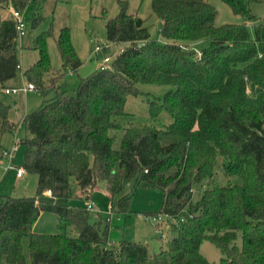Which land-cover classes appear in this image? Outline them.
<instances>
[{"label": "trees", "instance_id": "1", "mask_svg": "<svg viewBox=\"0 0 264 264\" xmlns=\"http://www.w3.org/2000/svg\"><path fill=\"white\" fill-rule=\"evenodd\" d=\"M1 1L23 9L30 0ZM221 1L242 21L214 24L208 0H150L159 41L119 0L104 30L108 42L123 46L107 68L78 78L69 91L59 88L61 73L44 80L51 71L50 32L35 36L38 57L22 75L34 91L52 96L21 120L28 136L16 144L23 147V171L37 177L36 189L29 197H0V264H210L199 252L202 240L219 250L216 264H264V21L250 9L257 0ZM15 40L14 20L0 16V88L18 66ZM200 42L197 59L193 45ZM55 45L61 69L74 73L81 62L67 27ZM139 83L171 87L148 101L149 116L165 111L169 123L116 120ZM7 112L0 102V134L14 129ZM111 131L120 132L117 148ZM216 169L222 184L214 182ZM100 183L115 214L128 213L135 188L158 189L161 206L153 214L176 219L175 235L157 251L145 242H110L108 217L71 204ZM202 183L192 201L193 186ZM41 211L55 214L57 232L32 231Z\"/></svg>", "mask_w": 264, "mask_h": 264}, {"label": "rangeland", "instance_id": "2", "mask_svg": "<svg viewBox=\"0 0 264 264\" xmlns=\"http://www.w3.org/2000/svg\"><path fill=\"white\" fill-rule=\"evenodd\" d=\"M119 0H30L23 8L24 35L16 37L15 54L18 60V66L14 76L4 83L5 86L22 87L25 78L22 73L32 63L37 60L38 53L33 48V39L42 31H49L50 35L45 38L47 53L49 56L51 71L44 76V80L57 78L58 74L62 76L58 81L59 88L70 90L74 88L78 78L85 77L92 73L101 63V57L109 56L111 59L121 49L123 45L113 44L106 40L104 22L105 19L115 15L118 12ZM125 2V10L129 13L144 18V24L148 29L151 39L159 40L160 20L153 14L150 8V0H121ZM215 8L216 14L214 24L224 22H241L242 17L234 13L230 7L221 0H208ZM12 5H7L4 1L0 2V16L8 17L11 14ZM252 13L258 20L264 21V0H257L250 4ZM33 17H36L35 24L32 23ZM67 27L71 44L81 64L74 73L63 71L61 61L56 49L55 38L59 29ZM249 35H252L251 24L247 23ZM204 42L194 44L193 49H199L204 46ZM102 47L100 57L93 54V46ZM109 65V63H108ZM137 94L127 95L123 105L122 116L116 120L122 124L130 122L134 125L151 124L154 127H161L171 121L170 116L165 111H160L155 118L148 114V101L152 99H161L163 94L171 87L167 85H156L139 83L136 85ZM52 96V92H47L42 96L37 91L31 90L26 93L17 92L5 94L0 88V102L8 107V118L14 123L11 132L0 134V151L12 150L13 163L22 167L23 147L16 144L17 139L28 136V132L23 124H20L23 115L36 109L41 101ZM16 132V134H15ZM115 138L112 142L113 148H117L120 132L111 131ZM37 177L33 173L24 172L21 178L14 175V171H6L0 165V197H29L35 194ZM73 180L70 184L74 187ZM214 182L223 183L220 172L216 169ZM203 183L194 185L192 188L191 200L194 201L197 195L203 189ZM130 184H127L123 193L129 192ZM87 200L92 202L94 209L89 211L92 215L108 217V239L113 244H117L121 239L133 242H145L149 250L157 251L159 245L165 240L175 235L173 225L178 221L174 218L161 216L160 220L152 219L153 213L158 212L161 206V192L156 188H135L132 191L128 213L115 214L109 213V197L100 183L91 192L90 197L82 200L74 198L72 205L85 208ZM32 231L38 233H55L56 216L52 212L41 211L31 227ZM239 245V236L236 239ZM22 251L24 257H27L26 239L22 240ZM199 252L206 258L210 264H216L221 256L219 250L209 241L202 240L199 244ZM27 261V258H26Z\"/></svg>", "mask_w": 264, "mask_h": 264}, {"label": "built area", "instance_id": "3", "mask_svg": "<svg viewBox=\"0 0 264 264\" xmlns=\"http://www.w3.org/2000/svg\"><path fill=\"white\" fill-rule=\"evenodd\" d=\"M11 18L14 20V27L16 31V37H21L24 35V19H23V9H12ZM196 52V58H199V52L194 49ZM92 52L95 56L100 57V54L103 52L102 47L95 45L92 48ZM101 63L98 64L99 69H105L108 67V63L111 61V57L109 56H102L101 57ZM34 90V87L31 83H26L22 87H6L3 89L4 93H17V92H27ZM0 165L4 167L6 171H14V175L17 178H21L24 171L22 167L16 166L13 163V158H12V150H5V151H0ZM45 194H49L48 191L45 192ZM85 209L87 211H92L94 209L92 202L90 200H87L85 204ZM163 215L161 214H155L152 216V219L154 220L155 218L160 220ZM165 217V216H164Z\"/></svg>", "mask_w": 264, "mask_h": 264}, {"label": "crops", "instance_id": "4", "mask_svg": "<svg viewBox=\"0 0 264 264\" xmlns=\"http://www.w3.org/2000/svg\"><path fill=\"white\" fill-rule=\"evenodd\" d=\"M159 41H163V39L160 37L159 38ZM9 80H6L4 83H6V82H8ZM25 83H27L26 82V80H25ZM6 87H11V86H5V85H3V87H2V90L4 89V88H6ZM4 92V91H3ZM28 92V91H27ZM23 93H26V92H23ZM5 94H10V93H5ZM24 116V115H23ZM9 119V118H8ZM9 121H11V120H9ZM12 122V121H11ZM13 123V122H12ZM14 124V123H13ZM20 124H21V122H20ZM15 129V128H14ZM15 134H16V132H15ZM95 189V188H94Z\"/></svg>", "mask_w": 264, "mask_h": 264}]
</instances>
